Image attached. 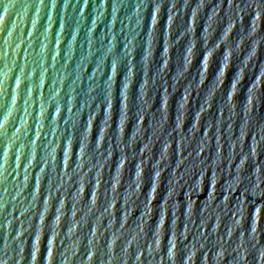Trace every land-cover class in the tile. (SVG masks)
<instances>
[{
  "label": "water",
  "instance_id": "water-1",
  "mask_svg": "<svg viewBox=\"0 0 264 264\" xmlns=\"http://www.w3.org/2000/svg\"><path fill=\"white\" fill-rule=\"evenodd\" d=\"M0 264H264V0H0Z\"/></svg>",
  "mask_w": 264,
  "mask_h": 264
}]
</instances>
